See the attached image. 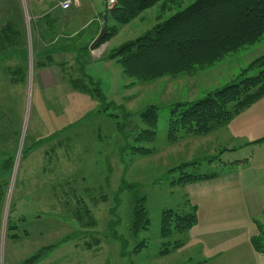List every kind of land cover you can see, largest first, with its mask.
Segmentation results:
<instances>
[{
    "label": "rangeland",
    "instance_id": "374dc122",
    "mask_svg": "<svg viewBox=\"0 0 264 264\" xmlns=\"http://www.w3.org/2000/svg\"><path fill=\"white\" fill-rule=\"evenodd\" d=\"M45 1L35 0L40 14ZM193 1L170 0L164 7L158 3L119 26L109 41L89 49L84 70L98 83L105 101L110 102L108 108L102 109L89 96H84L88 100L85 98L83 103L78 94L60 85L57 90L43 92L40 100L32 88L22 103L24 113V105L21 109L17 97H13L16 103L10 110V119L14 125L18 118L22 119L24 144L29 143L24 134L28 135L30 125L40 117L41 125L34 132L37 136L51 132L55 124L61 126L89 112L68 131L49 136L38 147L26 145L23 153L25 147L21 146L9 170L0 169V264H22L34 255L37 258L31 264H198L190 249L182 250L189 229L161 237L162 211L188 210L195 203L185 193L186 183L180 184L178 178L186 173H219L221 165L225 167L221 158L230 155L221 156L218 149L212 151L211 146L221 148L226 144L218 140L219 144L217 134H210L213 131L205 136L179 130L176 139L169 140V112L178 102L200 98L211 89L255 74L258 69L249 68V64L264 54V34L259 41L195 74L164 76L149 82H132L122 74L118 62L104 58L107 50L151 28L161 14L167 15ZM77 2L80 11L73 6L52 7L57 8L59 19L77 17L79 23L83 22L78 32L85 33L93 20L102 17L103 0ZM25 7L27 21L42 16L32 19ZM74 36L79 39L80 35ZM68 65L75 66L72 55H68ZM150 105L157 111L155 138L139 140L138 133L147 127L140 112ZM262 118L264 96L232 122L233 144L264 136ZM139 146L149 151L142 153L134 148ZM242 147L240 153L256 149ZM254 153L256 159L264 157V147ZM141 198L149 224L133 232L132 210ZM199 212L200 209L196 214ZM259 236L264 243V232ZM177 240L181 245L172 248Z\"/></svg>",
    "mask_w": 264,
    "mask_h": 264
},
{
    "label": "trees",
    "instance_id": "16d2710c",
    "mask_svg": "<svg viewBox=\"0 0 264 264\" xmlns=\"http://www.w3.org/2000/svg\"><path fill=\"white\" fill-rule=\"evenodd\" d=\"M169 1L117 0L116 4L108 9L106 32L97 45L109 41L117 33L119 26L139 17L145 10L158 3H160L159 7H164ZM162 15L158 16L151 28L140 36L126 40L104 53V58L119 63L122 74L134 80L132 82H149L164 76L195 74L198 70L215 64L227 54L259 41L264 34V0H194L181 9ZM37 21L36 27L41 25L44 27L42 30L37 29L41 38L51 37L57 41H54L49 49L43 50V54L49 55L55 49L57 51L72 50L76 71L74 75L67 74L69 84L72 88L95 97L102 109L108 108L110 102L105 101L98 83L93 81L84 70L90 54L89 45L94 36L80 39L84 35L83 31L77 32L80 35L79 39L75 36L66 38L65 36H68L66 34H61L62 37H59L60 30L54 27L50 15L45 14ZM3 32L4 28L0 29V36ZM51 62L54 60L51 59ZM250 67L257 68V72L211 89L200 98L176 103L169 112V140H175L179 130L206 135L226 125L234 116L262 98L264 96V54L252 60ZM109 115L112 114L109 113ZM140 118L147 127L138 133L137 139L154 140L157 126L156 107L147 106L140 112ZM47 138L36 141V145ZM262 141L264 136L252 142ZM134 148L142 153L149 151L145 147ZM26 150L27 147L23 149V153H26ZM12 158L13 155L7 156L2 161L5 169L9 170L11 167ZM215 175L216 172L186 173L177 181L185 184L212 178ZM2 195L0 182V198ZM143 201L144 198L137 200L132 210L133 232L147 228L149 224ZM186 201L189 202V200ZM196 210L195 204L190 205L188 210H163L161 237L166 238L173 232L178 234L186 232L197 220ZM9 228H12L11 224ZM257 228L258 234L252 237V243L258 251H264V243L259 236L264 230L260 224H257ZM181 243L177 240L172 248H177ZM36 258L37 255L31 256L22 264H31Z\"/></svg>",
    "mask_w": 264,
    "mask_h": 264
},
{
    "label": "crops",
    "instance_id": "0c3cea01",
    "mask_svg": "<svg viewBox=\"0 0 264 264\" xmlns=\"http://www.w3.org/2000/svg\"><path fill=\"white\" fill-rule=\"evenodd\" d=\"M71 1L70 8L73 6V9L78 11L80 9L78 0ZM26 3L27 0H0V29L4 28L0 36V156L3 157L0 158L1 171L8 170L3 167L2 161L7 156L17 154V149L19 151L21 146L36 148L41 145H36V141L49 136L56 137L55 135L68 131L89 112L79 115L76 120L68 119L61 126L54 123L51 132L37 136L34 132L41 125L40 117L39 121H34L30 125L28 135L24 134V139L29 141L24 144L22 119L18 118L19 121L14 125L10 119V110L18 100L21 109L24 105V113L26 108L22 103L32 88L38 93L36 95L38 100L42 98L43 92L57 90V86L60 85L61 88L78 94V97L84 100L83 103L85 98L88 100L84 96H89L97 102L91 94L72 88L68 82L67 74L74 75L76 71L75 66L72 68L68 65V55H72L74 62L72 50L55 49L49 55L43 54L42 51L52 47L56 39L41 38L37 29L42 30L44 27L42 25L36 27L37 20L31 21V24L25 19V5L32 19L40 15H50L54 27L59 30L61 28V34L68 35H63L66 38L74 37L83 27V22L79 23L77 17L59 19L55 10L57 8L52 7L47 1L43 4L45 9L41 14L35 0H28V4ZM99 29V20H93L92 26L85 30L80 39L95 37ZM50 58L54 62H51ZM13 97H17L14 104ZM49 105L52 106V103ZM13 110L15 111V108ZM241 113L210 133L217 134V137L215 136L217 141L226 143L224 145L218 141L222 145L221 148L217 145L211 146L212 151L218 149L221 156L230 155L224 160L221 158L225 167L221 165V171L216 172L212 178L184 185L185 193L197 207L196 211L200 209L201 212L199 215L196 214L195 224L185 233L188 235L182 250L185 252L190 249L191 254L197 256L198 264H264V251H258L252 243V237L258 232L257 224L264 227V157L256 159L254 156L255 150L264 147V141L252 142L260 138L257 137L244 139L245 142L241 144H233L235 133L232 122ZM24 130L27 133V128ZM205 141L210 140L206 138ZM243 145L256 146V149L251 148L250 151L240 153Z\"/></svg>",
    "mask_w": 264,
    "mask_h": 264
},
{
    "label": "water",
    "instance_id": "95a60500",
    "mask_svg": "<svg viewBox=\"0 0 264 264\" xmlns=\"http://www.w3.org/2000/svg\"><path fill=\"white\" fill-rule=\"evenodd\" d=\"M103 12L102 17L99 19L100 29L94 39L91 41L89 45V49H93L100 41V39L104 36L106 32V24H107V15H108V7L106 4V0H103Z\"/></svg>",
    "mask_w": 264,
    "mask_h": 264
},
{
    "label": "built area",
    "instance_id": "2783aa9c",
    "mask_svg": "<svg viewBox=\"0 0 264 264\" xmlns=\"http://www.w3.org/2000/svg\"><path fill=\"white\" fill-rule=\"evenodd\" d=\"M51 5H57L62 9H68L71 6L72 1L71 0H46ZM117 0H106V4L108 9H111L115 4Z\"/></svg>",
    "mask_w": 264,
    "mask_h": 264
}]
</instances>
